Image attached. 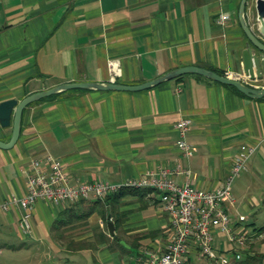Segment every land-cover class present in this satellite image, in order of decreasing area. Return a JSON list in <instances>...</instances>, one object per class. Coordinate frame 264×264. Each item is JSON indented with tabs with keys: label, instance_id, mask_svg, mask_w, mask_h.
<instances>
[{
	"label": "crops",
	"instance_id": "1",
	"mask_svg": "<svg viewBox=\"0 0 264 264\" xmlns=\"http://www.w3.org/2000/svg\"><path fill=\"white\" fill-rule=\"evenodd\" d=\"M241 2L0 0V103L64 83L141 85L191 66L244 77L249 39L239 23ZM254 5L250 0L247 19L264 42ZM223 13L229 19L221 22ZM252 83L264 88V80ZM185 117L196 149L190 159L177 146L176 123ZM12 132L0 125L1 140L8 142ZM243 145L255 152L247 171L234 180L235 202L226 208L235 221L244 217L240 224L256 231L250 217L264 213V98L192 73L139 91L71 89L29 105L18 142L0 148V204L27 193L26 169L46 154L64 164L72 181L117 184L181 164L191 169L199 188L215 189L224 185ZM176 180L184 183L188 176ZM23 213L19 205L0 208L1 240L22 234ZM69 214L73 220H67ZM32 227L31 240L59 254L81 256L86 264L134 262L145 249L163 252L171 238L160 194L146 188L109 200L38 201ZM59 230H71L74 241L94 242L95 231L106 240L94 249L69 251L57 238ZM214 246L223 255L232 250L222 235ZM189 264L207 263L193 256Z\"/></svg>",
	"mask_w": 264,
	"mask_h": 264
},
{
	"label": "built area",
	"instance_id": "2",
	"mask_svg": "<svg viewBox=\"0 0 264 264\" xmlns=\"http://www.w3.org/2000/svg\"><path fill=\"white\" fill-rule=\"evenodd\" d=\"M229 19L223 13L221 22ZM113 70L114 63H111ZM230 78L243 80L246 84L260 88L252 83L260 79L248 76H235L226 73ZM191 120L181 118L176 123L179 132L177 146L185 158H192L195 147L189 142ZM255 148L243 145L236 156L230 174L222 187L215 189L199 188L193 181L190 168L177 165H164L150 170L145 175L129 179L123 183H111L104 180L72 181L61 161L55 160L50 154L33 158L26 169L27 193L21 197H12L0 204L3 211H9L13 205H19L24 213L20 219V231L24 236L33 231L32 218L38 201L62 204L86 200L91 196L106 199L124 188L152 189L160 194L164 211L167 213L171 238L163 252L145 249L140 251L134 262L125 264H189L193 256L204 260L207 264H231L244 256V250L255 240L256 235L263 236L235 221L226 208V203H234L233 182L244 171L254 154ZM186 174L188 180L178 183L176 177ZM219 235L227 237L232 246L228 255L216 252L214 243Z\"/></svg>",
	"mask_w": 264,
	"mask_h": 264
},
{
	"label": "water",
	"instance_id": "3",
	"mask_svg": "<svg viewBox=\"0 0 264 264\" xmlns=\"http://www.w3.org/2000/svg\"><path fill=\"white\" fill-rule=\"evenodd\" d=\"M249 1L250 0H242L240 8L238 9L240 21L239 23L241 24L245 34L249 39L247 47L243 52L244 72L246 76L250 77L253 80H264V42L252 29L247 19L246 13ZM254 1L256 19L260 23L259 33L264 36V0ZM189 73L199 74L220 83L233 86L248 97L254 99L264 98V88H254L246 84L243 80L230 78L226 75H221L219 73H216L215 71L197 66L177 69L163 75L162 77H159L158 79L135 86L123 85L114 82L64 83L51 89L28 95L21 101H19L18 99H10L0 103V125L3 128L12 127L13 129L11 138L8 142L0 139V148L11 149L15 146L21 135L22 117L24 110L29 105L49 96L60 94L71 89H88L96 91H139ZM108 228L110 234L112 236H115V224L113 223V221H110L108 223Z\"/></svg>",
	"mask_w": 264,
	"mask_h": 264
},
{
	"label": "rangeland",
	"instance_id": "4",
	"mask_svg": "<svg viewBox=\"0 0 264 264\" xmlns=\"http://www.w3.org/2000/svg\"><path fill=\"white\" fill-rule=\"evenodd\" d=\"M250 218L256 221L259 228L264 227L263 212H261L260 216L256 215V217L252 216ZM70 232L71 230H59L57 232V238L63 246L67 247L66 250H69V247L76 248L80 243L89 246L93 245L92 247L96 248L95 246L102 239L101 232L95 231L94 242H89L87 239L76 240V242L73 238L74 235L72 236ZM257 233L259 234L258 231ZM262 234L263 236L256 235V240L244 250V256L240 261L248 258L246 253L248 254L252 250L251 255L256 256L252 264H264V231ZM9 237L12 241L6 242L0 239V264H86L84 258L81 256H73L67 252L59 254L55 250L47 248L46 243V245H41L18 232H14Z\"/></svg>",
	"mask_w": 264,
	"mask_h": 264
},
{
	"label": "trees",
	"instance_id": "5",
	"mask_svg": "<svg viewBox=\"0 0 264 264\" xmlns=\"http://www.w3.org/2000/svg\"><path fill=\"white\" fill-rule=\"evenodd\" d=\"M127 190H135V189H133V188H124V189H122V190H120L119 192H117V193H115V194H113V195H110V196H108L106 199L107 200H109V199H111V198H114V197H117V196H119L120 194H122V193H124V191H127ZM263 208H264V200H263ZM70 212V211H69ZM85 216H87V214L85 215ZM84 216V217H85ZM68 219L67 220H73V215H68ZM110 222V221H109ZM256 231H258L259 233H261V232H263L264 231V227H262V228H258ZM106 240V237L104 236V235H102V239H101V241H99V242H104ZM74 243V242H73ZM81 244V245H80ZM79 244V246L78 247H76V248H74V247H69L68 249H69V251H81V250H85V249H90V248H92V249H94L92 246H89V245H86V244H82V243H80ZM96 247V246H95ZM253 251L252 250H250L249 252H248V254L246 253V255H247V257L248 258H246L245 260L243 259L242 261H238V262H233L234 264H252L253 262H254V260H255V258H256V256H252L251 255V253H252ZM232 263V264H233Z\"/></svg>",
	"mask_w": 264,
	"mask_h": 264
}]
</instances>
